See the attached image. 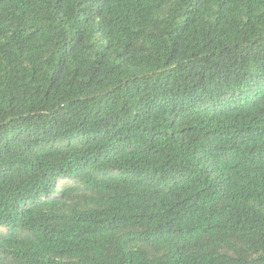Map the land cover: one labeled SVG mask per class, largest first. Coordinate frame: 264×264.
<instances>
[{
  "label": "trees",
  "instance_id": "trees-1",
  "mask_svg": "<svg viewBox=\"0 0 264 264\" xmlns=\"http://www.w3.org/2000/svg\"><path fill=\"white\" fill-rule=\"evenodd\" d=\"M0 264H264V0H0Z\"/></svg>",
  "mask_w": 264,
  "mask_h": 264
}]
</instances>
